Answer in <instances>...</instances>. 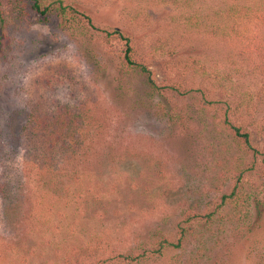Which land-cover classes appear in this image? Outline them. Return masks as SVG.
I'll list each match as a JSON object with an SVG mask.
<instances>
[{
    "label": "rangeland",
    "instance_id": "rangeland-1",
    "mask_svg": "<svg viewBox=\"0 0 264 264\" xmlns=\"http://www.w3.org/2000/svg\"><path fill=\"white\" fill-rule=\"evenodd\" d=\"M67 1L76 4L98 27L130 34L136 56L158 85L176 81L172 65L150 50L160 38H168L177 47L186 46L184 53L196 51V58L210 69L224 67L214 37L185 38L177 28L182 15H211L218 0H188L189 8L178 4L186 0ZM79 37L59 32L53 21L33 16L14 24L1 38L4 41L0 39V183L9 186L8 198L3 200L0 192V238L16 241L32 225L28 221L32 213L26 203L29 195L24 184L22 139L29 113L39 98L88 101L101 124L98 144L88 158L75 160L69 155L61 168L64 175L73 174L76 168L81 174L87 169L86 175H91L97 193H101L97 194L100 201L89 195V202H75V197L61 194L63 200L56 204L46 233L37 243L29 238L26 241L27 246L41 242L49 260L55 256L49 249L61 240L79 248L100 245L105 256L113 257L136 253L145 243H153L154 233L159 236V231L174 238L183 211L205 214L214 210L221 193L231 185L220 178L230 158L221 146L227 142L220 131H212V123L224 117L222 109L213 106L207 115L195 99L175 100L177 122H171V105L153 92L146 76L122 74L115 58L100 43ZM233 82L237 94L252 96L254 111L249 116L253 118L239 123L250 132L252 145L262 149L264 78L234 76ZM204 86L210 89L208 98L218 95ZM243 185L251 197L248 223L237 227L216 214L208 224L204 220L194 224L196 232L182 250L148 257L142 264H209L208 257L213 261L222 257L216 264H264V176L248 175ZM43 255L33 258L32 264H41ZM115 264L125 263L119 260Z\"/></svg>",
    "mask_w": 264,
    "mask_h": 264
},
{
    "label": "trees",
    "instance_id": "trees-1",
    "mask_svg": "<svg viewBox=\"0 0 264 264\" xmlns=\"http://www.w3.org/2000/svg\"><path fill=\"white\" fill-rule=\"evenodd\" d=\"M182 2L178 4L189 8L188 0ZM215 4L211 15H202L201 12L194 13L193 17L182 15L177 28L185 38L202 34L214 37L222 52L223 69H210L199 57L196 58V51L191 50L193 55L184 53L186 46L177 47L168 38H160L153 42L150 50L163 57L166 64H171L176 74V81L162 86L150 77L147 67L139 61L130 34L118 28L98 27L71 1L0 0V39L14 24L33 16L39 21H53L59 32L69 33L72 37L80 36L88 43H100L105 52L115 58L122 74L135 72L146 76L153 92L171 105L168 115L171 122H177L173 108L177 104L175 100L195 99L199 102L200 111L207 115L213 106L222 109L224 117L222 120L217 117L216 123L212 121V131H220L219 134L227 142L221 146L230 153V158L221 170L220 178L231 182L228 191L221 193L214 210L205 214L183 211L176 222L174 238L159 231V236L154 233L153 243H145L136 253H119L113 257L105 256V250L100 245L79 248L61 240L56 247L49 249V254L54 252L55 255L49 260L43 255L45 248H41V242L40 245L27 246L26 241L32 239L37 243L42 238L55 214V206L63 200V196L75 197V202H89L86 199L90 195L91 200L100 201L101 193H97L98 188L92 183L91 175H86L87 169H83L81 174L76 168L73 174L70 171L64 175L65 169L61 168L70 159L69 155L75 160L88 158L98 144L96 137L101 132V124L92 114L88 101L74 98L73 102H69L40 97L29 113L30 119L24 127L22 139L24 172L27 175L24 184L29 195L26 203L32 213L28 221L30 219L32 225L25 228L23 236L16 241L0 238V264H32L33 258L39 255L45 257L41 264H115L119 260L125 264H142L148 257H161L169 250H182L186 240L196 232L194 224L203 220L208 224L216 214L221 219L227 218L236 223L237 227L250 221L251 197L244 189L243 181L248 175L264 176V147L255 148L247 127L239 123L246 117L253 118L249 115L254 106H250L252 96L248 92L237 94L234 91L233 79L234 76L246 75L264 78V0H218ZM204 84L211 87L210 92L218 95L208 98L210 89ZM260 130L264 133V122ZM202 133L205 134V131ZM8 189V184L0 183L3 200L8 198ZM218 190L221 192L220 186ZM70 201L66 199V202ZM247 227L251 231V223ZM55 257L57 261H54ZM207 260L209 264H216L222 262V257H216L217 261L211 257Z\"/></svg>",
    "mask_w": 264,
    "mask_h": 264
}]
</instances>
